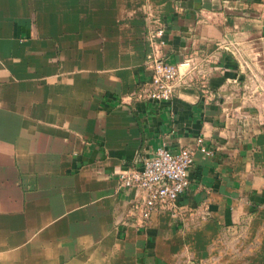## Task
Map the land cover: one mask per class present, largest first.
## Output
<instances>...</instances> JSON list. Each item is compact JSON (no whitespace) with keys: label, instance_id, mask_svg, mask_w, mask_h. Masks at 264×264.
I'll list each match as a JSON object with an SVG mask.
<instances>
[{"label":"crops","instance_id":"0c3cea01","mask_svg":"<svg viewBox=\"0 0 264 264\" xmlns=\"http://www.w3.org/2000/svg\"><path fill=\"white\" fill-rule=\"evenodd\" d=\"M156 27L180 83L133 101ZM161 145L143 220L117 175ZM0 264H264V0H0Z\"/></svg>","mask_w":264,"mask_h":264},{"label":"built area","instance_id":"2783aa9c","mask_svg":"<svg viewBox=\"0 0 264 264\" xmlns=\"http://www.w3.org/2000/svg\"><path fill=\"white\" fill-rule=\"evenodd\" d=\"M146 40L148 51L142 61L145 78L136 84L130 98L133 101H169L180 83L178 64L167 62L160 54V47L164 44L162 28L150 29ZM181 64L186 66L185 74L196 66L190 59ZM196 142L200 151L208 153L200 145V139ZM191 164L192 151L189 148L169 149L161 145L155 148L150 158L123 167L117 180L120 187L132 191L129 211H138L144 220L153 211L174 210L177 198L187 188Z\"/></svg>","mask_w":264,"mask_h":264}]
</instances>
